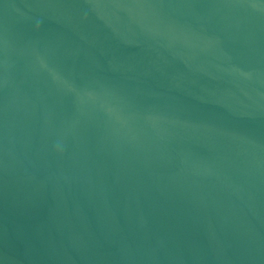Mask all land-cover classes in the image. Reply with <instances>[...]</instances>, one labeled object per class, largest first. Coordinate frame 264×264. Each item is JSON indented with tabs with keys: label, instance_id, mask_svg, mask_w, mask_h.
Masks as SVG:
<instances>
[{
	"label": "water",
	"instance_id": "water-1",
	"mask_svg": "<svg viewBox=\"0 0 264 264\" xmlns=\"http://www.w3.org/2000/svg\"><path fill=\"white\" fill-rule=\"evenodd\" d=\"M0 264H264V0H0Z\"/></svg>",
	"mask_w": 264,
	"mask_h": 264
}]
</instances>
